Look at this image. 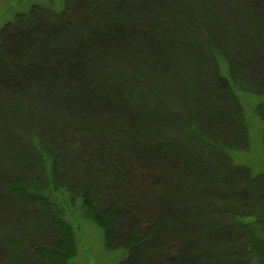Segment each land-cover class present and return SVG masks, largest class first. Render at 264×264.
Wrapping results in <instances>:
<instances>
[{
  "label": "trees",
  "instance_id": "16d2710c",
  "mask_svg": "<svg viewBox=\"0 0 264 264\" xmlns=\"http://www.w3.org/2000/svg\"><path fill=\"white\" fill-rule=\"evenodd\" d=\"M14 34L31 74L12 69ZM0 93L30 173L0 175L22 235L0 238V264H75L84 227L112 264H264V0L28 4L0 30ZM206 172L250 200L208 195Z\"/></svg>",
  "mask_w": 264,
  "mask_h": 264
},
{
  "label": "rangeland",
  "instance_id": "374dc122",
  "mask_svg": "<svg viewBox=\"0 0 264 264\" xmlns=\"http://www.w3.org/2000/svg\"><path fill=\"white\" fill-rule=\"evenodd\" d=\"M46 0H0V30L3 28V26L7 23H9V19L12 12H24L26 11V8L28 4H42ZM262 1V0H261ZM249 3V1H246ZM230 8L229 14L233 21L236 23H240L245 18V10L243 7L238 5L228 6ZM11 22V21H10ZM82 25V24H80ZM16 34L13 35L11 42L14 43L13 48V54L11 56L10 60H13V63H11L12 69L17 72H24L25 74H31V72L35 71L37 68H40L39 66H34L30 69V67L22 66L17 63V56L21 53V48H23V42L24 39L20 35H18L16 38ZM12 43V44H13ZM11 44V45H12ZM13 46V45H12ZM11 46V47H12ZM15 49V50H14ZM12 50V49H10ZM8 50V52H10ZM10 54V53H9ZM51 67V73L48 77H43L46 79V82L48 84H53L57 81L56 78H59V76H56V70ZM43 71V70H42ZM44 75V74H42ZM39 78L41 77L38 76ZM36 77V78H38ZM4 92L7 91V93L12 92H18L17 89H14V91H11L9 89L8 84L6 86H3ZM9 89V90H8ZM4 97V99H3ZM9 97H7V100ZM0 100L4 101L5 96H2L0 93ZM3 104H6L5 101L2 102ZM50 103V102H49ZM27 119L25 121L28 122H34L36 118V114L34 112H28L24 114ZM40 114L38 113V117ZM19 116L16 117V120H18ZM24 120L19 118V124H23ZM14 128V127H12ZM18 132L10 135H5L3 132L0 133V148L5 145H10L11 148H7L5 151H1L0 153H3L4 155L10 157L13 162H10L9 160H5L0 158V175L3 176L4 180H16L19 177H22V174L25 173V176L28 177L30 175L28 170H25V167L21 165V167H17L19 164L18 161L14 160L13 158L23 157L26 147V136L24 133H20L18 138ZM24 141V143H23ZM14 149L17 151V153L20 155L15 154ZM24 151V152H23ZM1 157V155H0ZM141 176V178L147 183L149 180H151L152 176L155 175V170H151L148 167H144V169L139 170L138 172ZM209 172H206L204 176L200 174V183L199 185L202 187H206V192L208 195H211L213 197L218 198L219 200H232V201H249L251 198V194L246 191L238 184L230 183L227 180H223L218 178H215L213 174H209L207 177V174ZM210 182V183H209ZM250 195V196H249ZM5 197V196H4ZM6 198V197H5ZM7 199V198H6ZM139 212V210H138ZM20 219L19 216L15 213L12 202L7 199L3 200V202L0 203V238L1 237H9L11 239L19 238L21 239L22 235L19 232V225ZM35 228L32 229V235L40 230L42 228V233L38 235V240L41 244L46 245H53L54 243V235L51 231H49L48 227H42L41 223H35ZM41 227V228H40ZM95 230L91 231L90 228L84 227V242H81L78 245V251H77V262L75 264H112L115 262V257L109 258L108 256H104L101 252V246L99 245V240L96 237V234L94 233ZM121 234V232H119ZM116 239H119L116 237ZM117 240H114L116 242ZM50 247V246H49Z\"/></svg>",
  "mask_w": 264,
  "mask_h": 264
}]
</instances>
